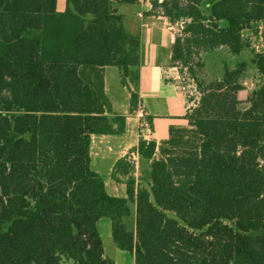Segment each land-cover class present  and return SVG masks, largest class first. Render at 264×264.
I'll use <instances>...</instances> for the list:
<instances>
[{
	"label": "trees",
	"instance_id": "1",
	"mask_svg": "<svg viewBox=\"0 0 264 264\" xmlns=\"http://www.w3.org/2000/svg\"><path fill=\"white\" fill-rule=\"evenodd\" d=\"M139 2L65 0L59 12L57 0H0V264H114L101 219L134 264H264V0L152 1L182 26L170 61L204 103L158 149L139 140L137 179L127 159L115 164L125 197L91 168L92 137L123 130L105 69L131 83L136 109L140 40L117 6ZM216 66L214 80L199 76Z\"/></svg>",
	"mask_w": 264,
	"mask_h": 264
},
{
	"label": "crops",
	"instance_id": "2",
	"mask_svg": "<svg viewBox=\"0 0 264 264\" xmlns=\"http://www.w3.org/2000/svg\"><path fill=\"white\" fill-rule=\"evenodd\" d=\"M149 3L140 0L136 11H133L130 8L132 6H130L120 12V15L124 18L126 31L130 35H138L140 40V65L136 90L134 91L136 109L134 112L130 111V93L133 91L131 83L122 86L119 72L117 70L116 73H113L114 71L107 72L108 69H105L104 87L106 80L114 77L118 79L119 88L125 93L124 99L113 97L112 103L114 106L106 102L109 118H123V130L122 133L92 137L91 139V168L93 159L97 163L101 156L106 158L109 162L106 180L92 170L103 179L107 194L116 198L125 197V187L123 179L119 178V181L116 182L110 174L112 175L115 164L120 160L127 159L128 163L133 166L131 155L136 154L134 150L137 148L140 139L155 143L158 149L161 144L169 140V130L171 128H188V123L185 120V115L189 110L187 100L178 86L172 80L166 78L163 71L166 63L170 62L171 48L175 38L179 35H176L174 31L175 25L170 24L163 16H157L154 19L145 16L143 18V15L151 10V1ZM138 113H142L143 118L139 119L136 116ZM120 126L121 123L117 122L113 125V128L116 130ZM130 174L137 179L135 168ZM108 189L110 194L107 191ZM131 211L132 217H134L133 207H131ZM101 220H99L97 226L101 223L102 237L99 235L104 256L112 260L114 264H118L116 259L122 261L123 258L121 254L117 253V248L113 243L111 223L106 219ZM102 231L105 233L104 236ZM106 249L109 250L112 257L107 256L109 254ZM129 256L132 258V264H134L132 255L129 254Z\"/></svg>",
	"mask_w": 264,
	"mask_h": 264
},
{
	"label": "rangeland",
	"instance_id": "3",
	"mask_svg": "<svg viewBox=\"0 0 264 264\" xmlns=\"http://www.w3.org/2000/svg\"><path fill=\"white\" fill-rule=\"evenodd\" d=\"M150 1L152 2V1H161V0H145V2H148V3ZM126 7H130V6H127V5L117 6L119 14ZM150 7H151V10L149 12L150 16L146 17V18L154 19L157 16L158 17L159 16L162 17L161 10H159L157 8L156 9L152 8V5ZM130 8L133 9V11H136L138 9V6L136 5V6H132ZM57 10L59 12H63L65 10V0H58ZM143 18H144V15H143ZM180 27H182V26H180L178 24H175L174 31L176 32V35H179L178 37H180V39H182L184 36H183V34L181 32V28ZM262 29H263V34H264V28H262ZM241 57L243 58V60L245 62H249V60L251 58L249 51H244L241 54ZM233 63H235V62L230 60V65L233 64ZM109 71H114L113 73H116V69H114V68H108L107 72H109ZM163 71H164V74H165L166 78L172 80L178 86V88L180 89V92L185 96V98L187 100V104L189 105V109H193L195 106L199 105L200 103H204L205 95L199 93L196 90V86L193 83V79L189 76L187 71L184 70L183 67L179 63L177 64V63H173V62L170 61L169 63H166ZM202 72L203 71H199V76L201 78L203 77L204 80L207 82V81H210L212 79L214 80V78H217L219 76L220 67L216 66L215 67V71L212 72L211 74H210V71H207V72H205L203 74H202ZM254 86H255V81H252V84L250 83L249 86L247 85L246 90L239 91L237 93L238 101L244 102L245 99L248 96L249 90H252V87L254 88ZM204 93H206V95H208V92H204ZM104 95H105L106 102H108L109 104L111 103L112 106H114L113 103H112L113 97L115 99H117V98H123L124 99L125 98L124 97L125 93L122 92V89L119 88V84H118V79L117 78L112 77V78H109V79L106 80L105 87H104ZM157 154L158 153L156 152V155ZM101 159H103V160H101ZM108 165H109V162L106 160V158L104 156H101L97 163H96V160L93 159L92 169L95 172H97L104 180H106L107 179V171H108L107 166ZM133 168H135V174H136V177L138 178L139 177V171H140V163H139L138 160H137L136 163H133ZM110 176L112 178L111 174H110ZM107 191L110 194L109 189ZM132 220L133 219L131 218L130 221H132ZM101 221H103V220H101ZM106 221H108V220L106 219ZM97 227H98L99 234L102 237V234H101V223ZM104 234L105 233L103 232V236H104ZM114 249H116V248H114ZM116 251H117V253L121 254L122 258H123L122 261L119 260V259H116V262L118 264H132V258L129 256L128 253L122 252V251H120L118 249ZM106 252L109 254L107 256L112 257V255H110V253H109V250L106 249ZM66 264H69V263H66Z\"/></svg>",
	"mask_w": 264,
	"mask_h": 264
},
{
	"label": "built area",
	"instance_id": "4",
	"mask_svg": "<svg viewBox=\"0 0 264 264\" xmlns=\"http://www.w3.org/2000/svg\"><path fill=\"white\" fill-rule=\"evenodd\" d=\"M136 116H137L139 119L143 118L142 113H138ZM137 160H138V155H137V154H133V155H131V162H132V164H133V163H136Z\"/></svg>",
	"mask_w": 264,
	"mask_h": 264
},
{
	"label": "water",
	"instance_id": "5",
	"mask_svg": "<svg viewBox=\"0 0 264 264\" xmlns=\"http://www.w3.org/2000/svg\"><path fill=\"white\" fill-rule=\"evenodd\" d=\"M250 85V83L248 82V86Z\"/></svg>",
	"mask_w": 264,
	"mask_h": 264
}]
</instances>
